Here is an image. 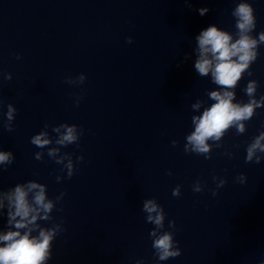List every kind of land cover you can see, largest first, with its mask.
Returning a JSON list of instances; mask_svg holds the SVG:
<instances>
[{"label":"clouds","instance_id":"clouds-1","mask_svg":"<svg viewBox=\"0 0 264 264\" xmlns=\"http://www.w3.org/2000/svg\"><path fill=\"white\" fill-rule=\"evenodd\" d=\"M189 0H186L188 3ZM209 9L200 8L198 12L205 15ZM255 10L249 0H239L232 9L231 15L235 19L236 32L232 33L221 29L217 25H210L196 36V59L194 68L200 77H211V82L217 85V90L207 93L208 98L214 101L209 107L203 109L202 114L192 116L194 131L186 136L184 144L185 153H194L211 159L213 145L219 148V143L225 133L230 128H235L238 135L246 132V121L252 119L256 109L264 107V96L256 98L259 83L257 80H249L244 92L248 96V101H236L235 89L238 82L250 71L251 65L259 56V47L264 45V31H260L254 36L257 22L254 14ZM128 43H132L131 37ZM187 59V56L185 57ZM19 59V56H17ZM5 79L11 80V73L6 74ZM86 80L84 74L78 77H68L66 83L70 85L83 84ZM82 97L76 99L79 106ZM235 101V102H234ZM2 103V101H0ZM203 101L198 100L191 105L194 111H199ZM17 109L12 105H7L6 121L4 128L13 131V121ZM48 124L44 125V130L31 137V144L40 148H47L48 157L52 158L56 164L63 165L61 171L66 170L67 178H71L77 171L73 161V154L61 152L62 147L72 144L79 146V140L84 134L83 129L76 124L62 123L52 126V132L56 134L53 139L49 131ZM213 144H210L209 141ZM55 144L54 147H48ZM178 141L173 140L172 145L176 146ZM264 131H261L251 143L246 147L245 162H255L259 164L264 159ZM231 155V153H228ZM36 160H42L43 151L34 154ZM15 156L11 151H0V165L4 170L14 162ZM83 156H77L76 161H83ZM171 174V173H169ZM57 182L63 177L57 176ZM217 177H213L217 181ZM240 183L246 182L244 174L237 177ZM227 181L218 179L217 188L223 187ZM204 185L197 181L193 185L194 192H201ZM217 193L212 190V195ZM65 194L61 192L59 196L49 199L47 186L35 180L26 183H18L8 190H0V214L6 212L7 230L0 231V264H47L52 256V242L65 229L62 223H53L51 227H43L39 221H53L51 213L56 208L57 202L62 200ZM172 195H181V186L177 185ZM142 211L146 213V222L155 227L149 232L153 240L152 247L155 256L159 261H167L181 255L179 242L174 239V231L165 229L166 213L161 205L153 199L143 201ZM170 229H175V221H169ZM35 233V235H34ZM137 264H142L137 261ZM264 264V261H261Z\"/></svg>","mask_w":264,"mask_h":264}]
</instances>
